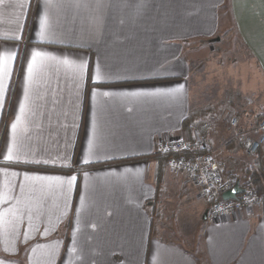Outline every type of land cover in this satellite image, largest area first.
Returning <instances> with one entry per match:
<instances>
[{
  "label": "crops",
  "instance_id": "crops-1",
  "mask_svg": "<svg viewBox=\"0 0 264 264\" xmlns=\"http://www.w3.org/2000/svg\"><path fill=\"white\" fill-rule=\"evenodd\" d=\"M223 4L264 85V0H0V264H264V198L208 222L204 261L147 211L175 185L207 215L162 147L197 138L188 54Z\"/></svg>",
  "mask_w": 264,
  "mask_h": 264
},
{
  "label": "rangeland",
  "instance_id": "rangeland-1",
  "mask_svg": "<svg viewBox=\"0 0 264 264\" xmlns=\"http://www.w3.org/2000/svg\"><path fill=\"white\" fill-rule=\"evenodd\" d=\"M221 7L215 38L220 42L212 44L211 48H205L204 44L195 42L188 54L191 65L190 92L195 118L209 125L208 138L212 146L219 150L220 159L227 169L238 170L249 165L251 161L242 148H240L242 152L226 155L225 147L234 146L232 145L234 141L228 140L227 136L222 138L225 131L222 127L230 126L234 118L240 119L241 115L238 114L240 107L236 102L245 101V95L249 102L254 100L258 104L255 106V103H252L254 106L251 108L249 106V110L260 117L264 116V108L260 106L264 96V85L260 73L255 68L256 64L238 37L230 10L225 9L224 4ZM184 138L181 139L187 140ZM235 144L237 147L241 146L237 142ZM183 181L192 184L188 178ZM180 195L179 186L169 185L164 192L166 199L163 201L155 199L154 206L147 208L148 213L155 218L152 219L153 228L159 232L163 231L161 232L163 239L180 242L192 255L196 253L204 261L202 237L206 225L212 219L209 217L204 220L205 201L191 203Z\"/></svg>",
  "mask_w": 264,
  "mask_h": 264
},
{
  "label": "built area",
  "instance_id": "built-area-1",
  "mask_svg": "<svg viewBox=\"0 0 264 264\" xmlns=\"http://www.w3.org/2000/svg\"><path fill=\"white\" fill-rule=\"evenodd\" d=\"M240 119L234 118L230 128L234 132L231 141L241 145L249 156H256L264 147V117L259 119L256 128L239 131ZM209 127H206L208 134ZM256 132L257 138L251 137ZM163 151L170 156L171 169L186 178L200 190V197L209 201L207 217L220 220L233 215L250 212L262 204L254 192L242 187L237 176L225 172L226 165L219 156V150L212 146L209 138L198 137L194 141L181 138L170 139L163 144ZM244 191L236 200L225 201L223 195L236 186Z\"/></svg>",
  "mask_w": 264,
  "mask_h": 264
},
{
  "label": "trees",
  "instance_id": "trees-1",
  "mask_svg": "<svg viewBox=\"0 0 264 264\" xmlns=\"http://www.w3.org/2000/svg\"><path fill=\"white\" fill-rule=\"evenodd\" d=\"M195 111L192 108V113L187 120L184 128L187 129L189 133L190 127L193 128L194 134L197 133V138H208L209 135L206 133V127L208 124L203 123L204 121L197 120L194 115ZM253 114V112H250ZM193 115V116H192ZM264 116H257V119H261ZM190 137V136H189ZM193 141V140H192ZM235 147L236 142H232ZM240 148H242L240 146ZM243 149V148H242ZM244 150V149H243ZM245 152V151H244ZM246 153V152H245ZM246 157L251 161L249 165L244 166L242 169L237 170V168L225 170L227 174H232L238 177L241 182L242 187H246L248 190L257 194L261 199L264 198V147L261 149L258 155L252 157L246 153ZM154 202L147 204V207H153ZM156 226V225H155Z\"/></svg>",
  "mask_w": 264,
  "mask_h": 264
},
{
  "label": "water",
  "instance_id": "water-1",
  "mask_svg": "<svg viewBox=\"0 0 264 264\" xmlns=\"http://www.w3.org/2000/svg\"><path fill=\"white\" fill-rule=\"evenodd\" d=\"M243 191H244V190L238 185V186H236L233 190H231V191L225 193V194L223 195V199H224L225 201H229V200H233V201H234V200H236L237 196H238L239 194H241ZM204 220H207V215H205Z\"/></svg>",
  "mask_w": 264,
  "mask_h": 264
},
{
  "label": "snow or ice",
  "instance_id": "snow-or-ice-1",
  "mask_svg": "<svg viewBox=\"0 0 264 264\" xmlns=\"http://www.w3.org/2000/svg\"><path fill=\"white\" fill-rule=\"evenodd\" d=\"M38 55H39V54H38ZM65 63H67V61H65ZM31 70H32V69H31V67H30V68H29V71L31 72ZM15 127H16V126L13 125V128H14V129H15ZM9 159H11V156H9ZM72 179H75V177H73Z\"/></svg>",
  "mask_w": 264,
  "mask_h": 264
}]
</instances>
